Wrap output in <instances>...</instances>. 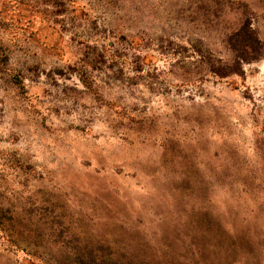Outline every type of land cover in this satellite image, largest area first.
I'll use <instances>...</instances> for the list:
<instances>
[{
  "label": "rangeland",
  "instance_id": "obj_1",
  "mask_svg": "<svg viewBox=\"0 0 264 264\" xmlns=\"http://www.w3.org/2000/svg\"><path fill=\"white\" fill-rule=\"evenodd\" d=\"M264 0H0V264H264ZM198 50L200 52H198Z\"/></svg>",
  "mask_w": 264,
  "mask_h": 264
},
{
  "label": "trees",
  "instance_id": "obj_2",
  "mask_svg": "<svg viewBox=\"0 0 264 264\" xmlns=\"http://www.w3.org/2000/svg\"><path fill=\"white\" fill-rule=\"evenodd\" d=\"M229 48L233 55L228 61L207 59L208 71L218 77L244 74L243 64L257 60L262 56L263 45L246 19L241 26L228 37ZM198 52H200L198 50ZM79 264H104L99 261L80 262Z\"/></svg>",
  "mask_w": 264,
  "mask_h": 264
}]
</instances>
